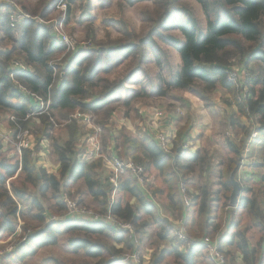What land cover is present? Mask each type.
<instances>
[{
  "label": "trees",
  "instance_id": "1",
  "mask_svg": "<svg viewBox=\"0 0 264 264\" xmlns=\"http://www.w3.org/2000/svg\"><path fill=\"white\" fill-rule=\"evenodd\" d=\"M11 1L19 3L21 8L31 16L38 15L46 18L49 13V0H40L33 6L28 0ZM134 1L128 0L130 4ZM195 1L200 4L205 20L208 22L207 32L201 31V21L185 3H179V0H154L161 9L147 36L135 43L121 42L111 47L99 45L92 49H78L67 56L68 63L64 65L65 69L72 65L82 68L84 63L93 56L102 58L104 63L96 71L92 81L81 78L79 71L69 72V75L73 77L71 81L58 80L55 93L49 96L51 105L48 115L41 114L37 117L40 119V124L36 127V140L39 141L43 137L50 141L51 154L59 162L56 174L47 173L44 169L37 167L31 155L32 151L29 149H23L20 155L14 151L13 159L0 154V239L14 233L25 211L29 214L35 210L36 214L33 218L41 224L33 233L27 235L25 241L18 242L11 252L0 255V260H3L4 264H21L27 258L33 257L42 247L56 244L59 237L63 235L66 236V244L71 252L81 253L84 259L86 258L85 264H90L89 261L94 259L97 260L95 264H131L127 260L118 259V256L124 254L123 249L129 252L144 249L143 239L148 228H154L155 236L159 240L168 237L167 229L171 226L170 223L159 215L156 206L137 187L132 174L126 169L122 171L118 179L116 198L110 210L118 219L133 226L138 242H134L126 230L113 229L100 222L67 219L59 230L56 223L51 220L42 224L46 221L43 214L55 216L65 211L62 193L71 195L70 189L77 181L81 183L80 188L83 193L97 205L98 208L94 210L100 213L107 211L112 185L109 183V171L105 168L103 157L81 162L78 158L79 145L74 123L60 127L59 132L66 134L64 139L58 141L55 133L53 134L54 126L50 118L54 121L56 117L66 118L75 110L95 114L101 111L109 113L110 110L108 111L106 106L110 96L114 92L115 94L121 92L123 79L110 81L100 72L104 71L107 74L113 66L122 64L128 58L134 59L137 55L140 56L139 60L136 59L140 65L142 63L140 61L144 60L142 51L145 48L154 50L155 55L161 54L166 60L168 57L166 51L152 39L153 29L158 32L160 41L172 46L177 52L183 51L190 62L197 57L202 61L211 60V66L216 70L210 76L202 71L204 63H198L195 65V70L171 75L169 81H165L163 85L151 91L153 96L165 97L171 90H183L193 93L202 100L205 107H209V98L212 93L216 89H222L232 95L237 111L245 117L247 114L251 115L256 119L257 128L264 131V49L260 47L255 50L253 47L249 53L251 59L245 61V67L252 62H257L259 66L248 78L250 97L240 99L235 87L226 79V71L233 64L232 54L238 50L237 46H251L259 35V29L255 36L246 35L237 26L236 17L239 13L234 10L252 9L256 6L245 3L244 0H225L223 4H218L217 0ZM11 8L9 4L0 5V37L11 42L10 48L5 49L0 58V114L6 112L22 118L34 111L35 104H32V99L22 93L11 80L7 61L12 55L17 54L31 65L32 71L16 72L14 78L30 92L46 98L53 75L47 66V60L62 54L64 46L53 38L48 26L36 23L32 19L24 20L14 31L7 22V12ZM221 9L225 14L231 11V17L226 18L225 15H220ZM172 28H177L181 37L169 34ZM184 35L189 36V43L184 49H180L179 43ZM92 67H96L95 63ZM31 118L27 122H22V127L31 128V120H33ZM229 122L232 126L238 123L237 118L234 117ZM102 124L100 126L104 128ZM6 125L12 127L9 122H6ZM186 128L185 124L177 130L173 139L174 154L169 155L164 153L140 128L137 133H132L121 127L117 136L108 135L104 139V149L109 144L113 147L107 151L105 157L126 158L142 165L147 176L153 177L155 181V188L148 186L151 193L158 194L162 202L177 217L184 211L178 192L180 176L189 189L192 187L196 190V193L192 191V202L186 209V222L194 213L197 233L188 229V235L196 239L204 237L213 240L216 236H220V232L224 233L222 240H218V246L221 248L222 245H230L227 242V235L231 234L238 238L235 248L242 253L244 264H264V224H262L263 211L259 204L260 193L253 188H242V196L239 198L236 210L231 213L230 223L227 227L224 224L227 214L225 207L229 203L231 192L229 175L231 171H235L236 176L245 146L244 141L238 147L230 141L226 142L223 151L224 160L218 163L221 186L217 190L212 191L207 183L194 187L191 176L209 170L212 156L207 147H199L194 153L190 150L177 151L181 146V139L185 137ZM248 135L249 130L246 129L245 137L247 138ZM37 150L38 145H35L33 151L37 152ZM174 165L177 169H174ZM258 167L262 169L261 182L264 188V157ZM131 198H134V203H130ZM20 202L24 203L23 211L18 207ZM78 203L83 204L81 200ZM61 209L62 211H59ZM235 217H238V220H235ZM244 217L248 223L244 228H238L239 222H242ZM212 219L215 223L211 221ZM22 229L25 232L30 228L23 225ZM114 242L123 244L124 248L115 247ZM196 243H192L185 252L176 248L163 249L153 260L154 264L159 263L166 253L173 256L174 264H196L197 252L204 249L203 245ZM201 260L205 264H212L205 253L201 255Z\"/></svg>",
  "mask_w": 264,
  "mask_h": 264
},
{
  "label": "rangeland",
  "instance_id": "2",
  "mask_svg": "<svg viewBox=\"0 0 264 264\" xmlns=\"http://www.w3.org/2000/svg\"><path fill=\"white\" fill-rule=\"evenodd\" d=\"M0 1L4 2L5 0H0ZM28 1H31V4L33 6L40 0H28ZM49 2H50L49 13L47 14V17L41 18L40 16L36 15L33 16L36 18V20L34 21L36 23H40L48 26L50 28L51 35L53 36L54 39H56L53 33V24L56 21L59 22V19L63 20V25H64L63 28L65 33L70 37L71 41L74 44L79 46L78 49H85V50L96 48L99 45H103V47H111L121 42L122 43L137 42L138 40H140V38L147 36L149 30L155 24L154 20L157 14L159 13V10L161 9L158 3L154 2V0H135L131 4L128 2V0H95V2H93V0H49ZM15 3L19 7H21V5L16 1ZM179 3H185V5L188 8H191V11L200 21L202 19L205 20L204 12L202 11L200 4H198L195 0H179ZM61 9H63L62 13H61ZM74 17L75 19H73ZM140 17H143V19H140ZM16 29H14V31H16ZM169 34L174 35L176 37H181V33L178 31L177 28H172L171 30H169ZM152 39H154L155 42L159 43V46L164 51H166L168 56L177 53L175 48L160 41L157 35L153 34ZM9 45H11V42H8L7 39H3L2 37H0V48L8 49ZM257 47L258 48L255 47V50H258L260 48L259 46ZM76 51H71L69 55L73 54ZM63 53H65V47ZM18 58L20 59V57L17 54H14L10 57V59H18ZM136 59L139 60L140 56L137 55L134 57V59L128 58L124 62H122V64H117L113 66L110 72L107 74L104 71L100 72L103 77L107 78L110 81L123 79L121 92L120 93L118 92L116 94L114 92V94L110 96L109 103L106 106L107 107L106 109L108 111L110 110L109 113L108 112L105 113L104 111H101L100 113L97 114L84 112L89 114L92 118V122L98 125V127L100 128V132L97 134V138L99 139L100 144L102 145V151L104 155L107 154V151H110V149L108 148L104 149V143H103L104 139H106L108 135L117 136L121 127L125 128V130L127 131L128 130L131 131L132 133H137L139 128L142 130L143 124L140 123L141 116L138 111L140 107L154 108L158 106H164L166 109L167 108L172 109L174 106L175 107L177 106L178 107L177 109L173 108V115L176 118L174 124L176 128L175 132H177V130L185 124L187 125L186 133L189 131V129L191 131L192 126H190L191 125L190 122H192L193 117H192L191 108L187 107V105L184 102L183 90H171L170 93L165 97H155L151 94V91L155 87H139V88L126 87V83L128 81L136 79L138 68L141 70V72H144L146 69L159 66L157 63H154V61H158L159 64H163L165 62L164 57L161 54L155 55L154 50L153 51L151 50L150 55L144 56V60L140 61L142 62L140 65L138 64V61ZM232 65H236V64L233 62ZM255 65H258V63L252 62L247 67H252ZM255 70L256 67H252V72H254ZM170 77L171 76H169L168 78L161 77L157 81V86H161L165 81H169ZM186 92L188 93V91ZM218 93H220L219 100H220V104L222 103V106L221 108H219V111H215L213 108H211V110L214 111L212 113V117L214 119H217L218 124L216 125L215 131H211V129H209L207 135H204V133L202 132L203 144L200 146V147H207L209 149L210 155L212 156L211 165L209 170L205 171V173H201V174L195 173L191 176V182L194 187H199L201 184L207 183L208 185L211 186L212 191L217 190L221 186L220 178H219L220 167L218 163L224 160L223 158L225 157L223 152L224 146L226 142L230 140L226 138L227 134H225V132L228 131L230 133L229 135L233 133L235 134V136L234 135L232 136V139L230 141L231 143H233L238 147L241 144L246 131V126H243L238 123L236 124V126H232L233 131L229 128L227 129L228 118L231 117L229 119L231 120L234 117L237 118L238 120L240 116H245V115L237 111L236 104L234 102L232 95L228 94L222 89H216L212 93V95L209 98L210 102H211V98ZM234 109L235 111H233ZM112 114H115V116H117V119L119 118L118 120L120 121L115 122L112 119V116H110ZM71 115L72 114H69L66 118H59V117L54 118L55 121L58 122H56L57 125L53 127L54 128L53 134L55 133V138H57L58 141H61L62 139L65 138L66 133L59 132L60 127L74 123L77 130L76 132L77 144L80 145L83 143L84 133H86L85 127L79 121L75 122L72 121V119L69 120V117H71ZM8 116L9 114L5 116V119L0 118V127L1 126L8 127L6 125ZM38 116L39 115L33 116V118L37 120H31L32 124L30 129L34 133L37 132V128H36L37 125L40 124L39 122L40 119L37 118ZM126 120H130L128 122L131 124L132 128L127 124L128 122H126ZM100 124L104 125V128H102ZM190 148L191 147L188 145V147L185 150H188ZM262 148H263L262 153H264V143L262 144ZM259 157L260 156L257 155L256 160ZM148 178L151 181L150 183L151 187L155 188L156 187L155 181H153L152 183L151 178L150 177ZM249 184L251 188H254L255 191H258L260 193L259 204L263 211L262 224H264V190H263L264 188L262 187L261 184L259 185V183H254L252 180ZM80 186L82 187L81 183L79 182L77 184H74L73 187H71L70 192L72 197L73 196L74 198L78 197V201L81 200L84 204V205L81 204V206H86L91 209L94 208L97 209L98 208L97 205L94 204V202H92L91 199L86 194L83 193ZM30 193H32V191H30ZM77 194H79V196ZM153 196L155 197V194H153ZM113 197L114 199L116 198L115 193ZM156 197L159 202L158 206L163 207L164 205L161 204L162 201L160 197L157 195ZM236 208L237 206L229 207V205L225 207V211L227 212L224 219L225 227L228 226L231 213L235 211ZM59 211H62V209ZM34 214H36L35 210L30 212L29 214L26 213L25 211V213L22 216L21 226L24 225L25 227L30 228L29 229L30 231L27 234H30L31 232L33 233V231H35L38 227L41 226V224H38V222L33 218ZM61 214L62 212L58 215L59 218L53 221V223H56V225L61 226L64 223V220H62L60 217ZM47 216L52 217L51 215L48 214ZM48 219L50 218H46V221H43L42 224L48 222L47 221ZM211 221L215 223V220L212 219ZM247 223L248 220L246 221L244 217L243 221L239 222L238 228H244ZM185 226L187 233H189L187 223H185ZM193 230H195V232L193 233H197L196 228ZM152 235L153 232L149 230L148 235L146 232V236L143 239L146 246L152 247L151 250H153V257H151V262H153V260L156 258V256L159 254L160 250L162 249L160 245H164L163 247L166 248L170 246L172 242L174 243L178 242L172 234L173 237L170 236L169 240H165L163 241L162 244H160L161 241H157L155 238H152ZM13 239L14 238L10 237V235L0 239V250L2 254L5 253L3 252L5 251V247L7 245H10L14 241ZM113 244L115 247L118 245L115 242ZM122 248H124V246ZM122 252L124 254L129 253L127 249H123ZM85 260L86 258L84 259V256L81 253L73 254L71 252V249H69V247L66 244V236L63 235L59 237L56 244L42 247L33 257L27 258L25 262L21 264H85ZM96 261L97 260L94 259L89 261V263L95 264ZM171 261H172L171 257L170 258L165 257L164 261L160 264H170Z\"/></svg>",
  "mask_w": 264,
  "mask_h": 264
},
{
  "label": "built area",
  "instance_id": "3",
  "mask_svg": "<svg viewBox=\"0 0 264 264\" xmlns=\"http://www.w3.org/2000/svg\"><path fill=\"white\" fill-rule=\"evenodd\" d=\"M4 3L12 6L11 10L7 12V22L12 29H16L18 25L26 19L36 20L35 17L26 13L15 2L11 0H5L4 2L0 1V5ZM63 26V20L61 19H59V22L56 21L53 24V33L55 37L58 39V42L65 47V53L69 52L70 49L71 51H76L79 46L71 41L70 37L65 33ZM65 36H67L68 39H65ZM3 52L4 49L0 48V58ZM7 69L10 71L9 76L11 80L17 85L20 91L24 93L28 98L35 101V109L22 118L17 117L13 114H9V116L7 117V122L11 123L12 127H0V148H3L4 150L11 148L13 149V151H16L18 155L22 153L23 149H29L32 151L31 155L35 161L38 159L37 152L33 151L35 145H40L41 150L44 154L47 152L48 148L47 139L42 137L41 139H39V141H37L36 135L30 129V127H22L21 123L25 121L27 122L31 117L41 115L43 113L48 115L51 100L48 93L46 95V98H44L30 92L28 89L24 88L16 81V79L14 78V74L16 72L31 71V66L27 64L23 59H9L7 61ZM236 69V65L229 66L226 71V79L235 87L236 91L238 92L239 98L246 99L250 97L249 89L247 86L248 79L244 80L240 87L237 88L236 82L229 77V73L235 72ZM245 109L247 110V108ZM246 118L248 120L246 127L249 130L248 139H255L258 133L256 119L248 114ZM71 119L82 123L85 127L86 132L84 133V145L82 143L78 146L79 160L81 162H89L103 157L105 168L109 171V183L110 185H112V193L110 195V202L107 211L105 213H100L86 206H81V204L78 203L77 198H74V196L72 197V195L63 192L62 197L66 208L60 216L61 219L64 221L67 219H72L84 220L88 222H100L113 229H124L130 234V238L134 242H137V236L134 235L133 226L128 222L118 219L111 212L110 206L114 202L113 196L116 189L118 188V179L124 169L128 170L132 174L139 189H141L146 195H149L150 197L153 196L148 187L151 186V181L146 174L145 168L142 165L134 163L130 160H128V162L125 164L123 161L124 159L118 157L108 159L107 157H105L102 151V145L97 138V134L100 132V128L98 127V125L92 122V118L89 114L76 111L72 113L71 117H69V120ZM50 121L53 122L54 127L57 125V123L53 119L50 118ZM142 130L150 138L153 139V141L160 147V149L164 153L169 155L174 154L172 141L175 138V135L170 134L169 132H167V130L162 128L161 122L159 120H151L143 124ZM112 148L113 147H110V149ZM185 148L187 147L186 145L183 146V144L179 147L180 150ZM174 169H177L175 165ZM178 192L183 204V208L186 210L192 202V191L186 186V183L183 181V179L180 178V176L178 182ZM185 198H187V203H185ZM229 207L235 206L229 205ZM47 218H50L48 220L55 221L59 217L58 215H52V217L47 216ZM21 224L22 223L19 222L14 233L10 235V237L14 238V241L10 245H7L9 247H5V251L3 252H11L18 242H23L26 240L28 235L27 233L30 230L27 229L25 232H23ZM170 225L171 226L167 230L170 231L171 234H173V236L179 242L185 244L186 246H191V244L194 242H201L204 247V251L212 264H228L227 257L225 253L219 248L216 237L213 240L208 238L199 240L194 237H190L187 233L185 221L183 218L171 220ZM180 229L184 230L183 235H181ZM0 255H3L1 253V250ZM118 259L127 260L131 264H154L153 262H151V256L149 255V253H141L138 249L123 254L122 256H119Z\"/></svg>",
  "mask_w": 264,
  "mask_h": 264
},
{
  "label": "crops",
  "instance_id": "4",
  "mask_svg": "<svg viewBox=\"0 0 264 264\" xmlns=\"http://www.w3.org/2000/svg\"><path fill=\"white\" fill-rule=\"evenodd\" d=\"M56 40L58 41L57 38H56ZM9 48H10V45H9L8 49ZM20 59H22V58L20 57ZM32 70L33 69L31 66V71ZM219 94L220 93L214 95L211 98V102H210L211 107L210 106L205 107L202 100L199 97H197L196 95H194L191 92L187 93L186 91H184V94H183L184 102L187 105V107L191 108L193 118H192V122H190V124H191L190 126H192L191 131L189 129L190 132L188 131L186 133V135H184L185 137L181 139V145L183 144V146H184L187 144L186 147H188V145H189L191 148L188 150H190L191 153H194L203 144V141H202L203 140V137H202L203 133H204V135H207V132H209V129H211V131H215V128H216V125L218 124V122H217V119H214L212 117V113L214 111H212L211 108H213L215 111H219V108H221L222 103L220 104V100H219L220 95ZM31 101H32V104H35L34 100H31ZM173 108L177 109L178 107L174 106ZM173 108L172 109H170V108L166 109L164 106H158V107H154V108L140 107L138 109L140 116H141V120H140L141 122L140 123L145 124L151 120H159L161 122L162 128L167 130V132H169L170 134L176 135V132H175L176 128L174 126L176 118L173 115ZM75 111H78V110H75ZM233 111H235V109ZM6 114L8 115L10 113H6V112L1 113L0 118L5 119V116H7ZM110 116H112V119L115 122L120 121V120H118L119 118L117 119V116H115V114H112ZM33 120H37V119L33 118ZM128 121H130V120H126V122H128ZM229 121L230 120L228 118L227 119V129L229 128L233 131V127ZM237 121L239 124H241L243 126H247L248 120L245 116H240ZM127 124L132 128V126L129 122ZM246 129H247V127H246ZM257 131H258V133H257V137L255 139H252V140L248 139L249 135L247 138L244 136L242 139V141H244V143H245V146H244V149L242 151V156H241L242 158L240 161L238 171H237L236 176H235L236 180L240 184L239 198L242 196V188H251V186L249 184L251 182V180L254 183H259V185L260 184L262 185V182H261L262 169L260 167H258V165L261 163V161L264 157V153H262V149H263L262 144L264 143V131L260 130L259 127L257 128ZM225 134H227L226 138H228V140L229 139L231 140L233 135L235 136L234 133L229 135L230 133L228 131H226ZM47 143H48L47 152L44 154L41 150V146L38 145V150H37L38 159L35 160L34 163L37 167L44 169L47 173H55L56 174L58 172V169H59V162L51 154L50 141H47ZM107 148L110 149V144H109V146H107ZM185 149H182V151H186ZM177 151H180L179 147H178ZM0 154H5L8 158H11V159H13V157H14V151L11 148H8L6 150H4L3 148H0ZM257 155L260 157L256 160ZM150 178H151L152 183H153V177L150 176ZM77 183H79V181H77ZM193 189L194 188H192V187L190 188L191 191H193ZM194 192L196 193V190H194ZM77 195L79 196V194H77ZM156 195L158 196V194H155V197H156ZM147 196H148V198H150L151 202L156 206L158 213L162 218L166 219L168 222L171 220L183 218L185 223H187L189 230L195 229V215H194V213L191 215L189 221L186 222V210L185 209H183L184 211L182 212L181 216L177 217L176 215H174L170 211V209L164 203L161 202V204L164 205L163 207L158 206L159 202H158L157 197L155 198L154 196H151V197L149 195H147ZM76 198H78V197H76ZM134 201H135L134 198L130 199V203H134ZM23 204L20 202L19 206H18L20 209H22V211L25 209ZM43 205H45V204H43ZM43 215H44L45 220H46L47 213H45ZM237 218L238 217H235V220H238ZM228 224H229V222H228ZM149 230L153 232L152 238H155L157 241H161L160 244H162L163 241H165V240H169L170 236L173 237L171 232L169 231V235L166 239L159 240L155 236L154 228L151 227L150 229H148L146 231L147 235H148ZM193 232H195V230H193ZM223 234L220 232V236H216L218 243H219L218 240H222ZM203 238L204 237H199L197 239L200 240ZM237 241H238V238L236 236L233 237V235L229 234V235H227V242H229L230 245H228V246L222 245V247L220 248L225 253V255L227 257L228 264H244L242 253L235 248V243ZM137 242H138V237H137ZM199 243H200V245H202L201 242H198L196 244H199ZM163 246L164 245H160V247L162 249L160 250L159 254L162 252L163 249L170 250L172 248H176L181 252H185L186 249L189 247V246H186L185 244H183L179 241L175 242V243L172 242V244L166 248ZM116 247L122 248L123 244H118ZM151 249H152V247H148L145 245L144 249H141V250L138 249V250L141 253L147 252V253H149V255L151 257H153V250H151ZM203 253H205L204 249L202 251L197 252V255L195 257V263L196 264H205L201 260V255ZM165 257H169V258L171 257L172 261L170 264H174L173 256L170 254H167V253L163 256L162 260L157 264L162 263L164 261ZM153 263H155V262L153 261Z\"/></svg>",
  "mask_w": 264,
  "mask_h": 264
},
{
  "label": "clouds",
  "instance_id": "5",
  "mask_svg": "<svg viewBox=\"0 0 264 264\" xmlns=\"http://www.w3.org/2000/svg\"><path fill=\"white\" fill-rule=\"evenodd\" d=\"M95 2V0H93ZM225 0H217L218 4H223ZM245 3H251L256 7L252 9H235V12H238L239 15L236 17L237 26L240 27L246 35L252 34L256 35L257 29H259V35L255 39V43L251 46H237V51L233 55V62L237 65L235 72L229 73V77L236 82V87L239 88L244 80L248 79L250 75L253 74L252 67H259L258 65L252 67H245V61L250 60L251 57L249 53L252 51L253 47L264 48V0H244ZM63 9H61V13ZM220 15H225L226 18H230L232 12L225 14L221 9L219 12ZM75 19V17L73 18ZM143 19V17H140ZM191 23V21H188ZM201 31L207 32L208 22L206 20H201L200 22ZM153 34L158 35L156 29H153ZM65 39H68L65 36ZM189 43V36L184 35L179 43V48L184 49ZM38 51V49H37ZM71 49L68 53H65L60 56H55L50 60H47V66L52 72V84L49 87L48 95L52 96L56 90L57 81L60 79L73 80V77L69 75L71 71H79L81 78H87L89 81L93 80V77L96 74V71L102 66L104 60L102 58L92 57L84 63L82 68H78L75 65L70 66L68 69H65L64 65L68 63L67 56L70 54ZM150 49H144L142 51V56L150 55ZM204 63V68L202 71L206 72L208 75H213L215 69L211 66V60H201L199 57L195 58L193 61H189L185 56L183 51H178L175 54L168 56L163 64H159L158 61H154L159 66L146 69L144 72L137 69V77L134 80H130L126 83L127 88H139V87H156L157 81L161 78H168L173 74H179L186 70H195V65L198 63ZM95 63L96 67L93 68L92 65ZM91 69V71H90ZM99 83V81H95ZM194 191V189H193ZM185 203H187V198H185ZM60 225H57V230H59ZM181 235H183L184 230L180 229ZM0 264H4L3 260H0Z\"/></svg>",
  "mask_w": 264,
  "mask_h": 264
},
{
  "label": "water",
  "instance_id": "6",
  "mask_svg": "<svg viewBox=\"0 0 264 264\" xmlns=\"http://www.w3.org/2000/svg\"><path fill=\"white\" fill-rule=\"evenodd\" d=\"M123 161L126 164L128 162V159L125 158ZM229 181L231 184V192L229 195V205L236 206L239 200L240 184L235 178V171H231L229 175Z\"/></svg>",
  "mask_w": 264,
  "mask_h": 264
}]
</instances>
